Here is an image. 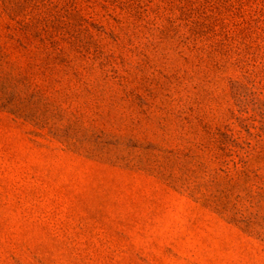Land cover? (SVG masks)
I'll use <instances>...</instances> for the list:
<instances>
[{"label":"rangeland","instance_id":"obj_1","mask_svg":"<svg viewBox=\"0 0 264 264\" xmlns=\"http://www.w3.org/2000/svg\"><path fill=\"white\" fill-rule=\"evenodd\" d=\"M0 264H264V0H0Z\"/></svg>","mask_w":264,"mask_h":264}]
</instances>
